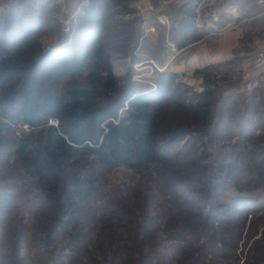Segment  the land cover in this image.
<instances>
[{"label":"rangeland","instance_id":"1","mask_svg":"<svg viewBox=\"0 0 264 264\" xmlns=\"http://www.w3.org/2000/svg\"><path fill=\"white\" fill-rule=\"evenodd\" d=\"M188 2L0 0V71L16 66L0 85V227L12 241L10 264H264V70L253 61L264 12L246 0L253 6L235 28H192L185 43L173 41ZM97 48L114 80L87 107L112 105L126 89L159 90L163 73L168 96L153 106L162 162L131 169L83 154L47 157L58 118L34 126L12 101L30 76L57 95L89 88ZM66 59L78 73L52 81L49 68ZM36 154L51 173L36 172ZM87 187L96 196L80 193Z\"/></svg>","mask_w":264,"mask_h":264},{"label":"trees","instance_id":"2","mask_svg":"<svg viewBox=\"0 0 264 264\" xmlns=\"http://www.w3.org/2000/svg\"><path fill=\"white\" fill-rule=\"evenodd\" d=\"M177 12L183 23V33L177 35L178 37L172 35L171 38L173 41L182 38V43H185L192 31L195 14L189 2L179 7ZM159 26L167 27L162 24ZM173 32L172 28L170 34ZM98 49L92 54L94 69L89 74V88H75L64 95H57L54 84L42 89L35 81L32 82L30 76L14 89L12 101L20 103V111L25 115L24 120L34 126L46 124L50 117L58 118V126L49 127L50 133L45 144V149L49 150L47 157L71 159L76 154H83L96 158L104 166H125L131 169H142L150 164L162 162L164 151L159 145L158 124L153 106L168 96L162 84L163 73L159 72L160 78L157 79L159 90L137 94L136 91L126 89L112 105L87 107L86 104L96 97H101L103 94L100 90L108 89L111 80H114L109 63ZM78 70L77 64L66 59L62 60L60 65L51 66L48 77L54 81L58 74H76ZM15 72L16 66L3 68L0 71V85L3 84L5 75H14ZM104 72H107L108 76H103ZM189 105L185 106L187 112L197 121H201L203 114L193 111L194 108ZM33 158L38 174L43 176L51 173L49 158L41 159L40 154ZM252 168L249 165L246 170ZM80 178L82 175L75 176L72 184L79 186ZM79 191L87 196L97 194L95 188L87 187ZM174 193L178 192L174 190ZM76 221L74 223L78 225Z\"/></svg>","mask_w":264,"mask_h":264},{"label":"built area","instance_id":"3","mask_svg":"<svg viewBox=\"0 0 264 264\" xmlns=\"http://www.w3.org/2000/svg\"><path fill=\"white\" fill-rule=\"evenodd\" d=\"M10 2H17L19 0H9ZM239 0H197V2L193 5L194 11V24L197 27H203L205 25V21L211 23H219L222 18V5L228 2H237ZM259 6L262 8L264 12V0H258ZM159 24L168 25L169 20L164 17L158 18ZM236 25L233 23L227 24L225 26H219L215 28L211 33H219L222 34L228 30L235 28ZM156 26L147 27L146 32H155ZM254 65L259 70H264V46L259 48L253 57Z\"/></svg>","mask_w":264,"mask_h":264},{"label":"crops","instance_id":"4","mask_svg":"<svg viewBox=\"0 0 264 264\" xmlns=\"http://www.w3.org/2000/svg\"><path fill=\"white\" fill-rule=\"evenodd\" d=\"M196 2L197 0H191V2H189L190 6L193 8V5ZM253 5H257V1ZM253 5L246 3V0H239L233 3L232 2L225 3L222 5V8H221L223 10L221 21L216 24L205 21V25L203 26V28L209 32V31H213L215 28L219 26H225L227 24H231L233 19L237 18L240 15V13L242 12V9H247V8L249 9ZM255 8L257 7L255 6ZM257 16H260V15H257ZM193 29L199 30L200 28H198L194 24ZM263 46L264 44L261 47Z\"/></svg>","mask_w":264,"mask_h":264},{"label":"clouds","instance_id":"5","mask_svg":"<svg viewBox=\"0 0 264 264\" xmlns=\"http://www.w3.org/2000/svg\"><path fill=\"white\" fill-rule=\"evenodd\" d=\"M12 241L9 237L8 231L5 228L0 227V264H10L6 258L7 254L11 250ZM27 250L23 247L19 248L18 256L22 259L26 256Z\"/></svg>","mask_w":264,"mask_h":264}]
</instances>
